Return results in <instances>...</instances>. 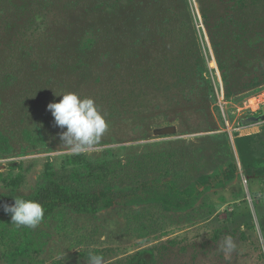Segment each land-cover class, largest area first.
<instances>
[{"label":"rangeland","instance_id":"374dc122","mask_svg":"<svg viewBox=\"0 0 264 264\" xmlns=\"http://www.w3.org/2000/svg\"><path fill=\"white\" fill-rule=\"evenodd\" d=\"M67 92L108 122L82 150L95 172L67 161L47 108ZM263 106L264 0H0V193L35 195L51 161L54 180L115 197L56 208L35 229L0 215V264H87L89 251L105 264H227L226 234L231 264H264V174L197 191L237 163L238 136L264 158V120L243 123Z\"/></svg>","mask_w":264,"mask_h":264},{"label":"clouds","instance_id":"9594fccd","mask_svg":"<svg viewBox=\"0 0 264 264\" xmlns=\"http://www.w3.org/2000/svg\"><path fill=\"white\" fill-rule=\"evenodd\" d=\"M59 95V94H58ZM57 127L66 129L60 133L61 143L74 154L99 143L108 130V122L91 97H81L75 92L62 93L59 102L47 105ZM0 209L11 215V224L17 228H37L45 217V207L40 202L23 197H14V203H0ZM227 264H231L238 245L232 235L226 234L218 244ZM87 264H105L104 258L89 251Z\"/></svg>","mask_w":264,"mask_h":264},{"label":"trees","instance_id":"16d2710c","mask_svg":"<svg viewBox=\"0 0 264 264\" xmlns=\"http://www.w3.org/2000/svg\"><path fill=\"white\" fill-rule=\"evenodd\" d=\"M235 146L238 155V161L236 164H231L222 174L216 178H212L202 183L197 188L198 192L202 189H206L219 182L230 180L236 177L239 173L243 172L247 175L264 174V158H258L254 156L250 146L248 136H238L235 139ZM67 161L74 165L85 166L91 171H97L100 168H104L103 164L94 163L91 161L89 155L84 152L80 154L68 155ZM52 162L49 161L46 165L47 182L40 186L38 191L33 196H23L25 199H33L44 205L46 211L45 216L51 214L56 208L66 207L71 208L78 212H95L100 207L106 208L111 206L115 202V197L112 195V191L105 188L82 190L72 184H65L52 178ZM78 167H76L77 169ZM16 182V179L12 180ZM168 183L179 193H184L178 186L173 184L171 180H167ZM150 183H144L141 185L142 189H147ZM14 197H18L14 194L0 193V203H14ZM5 212L0 209V215ZM136 256L132 259L134 262Z\"/></svg>","mask_w":264,"mask_h":264},{"label":"water","instance_id":"95a60500","mask_svg":"<svg viewBox=\"0 0 264 264\" xmlns=\"http://www.w3.org/2000/svg\"><path fill=\"white\" fill-rule=\"evenodd\" d=\"M262 114L260 116H251L248 117L247 119L243 120V123H253V122H258L260 120H264V106L262 107ZM177 128L176 126H166V127H162V128H157L155 130V134L157 135H168V134H174L176 133Z\"/></svg>","mask_w":264,"mask_h":264}]
</instances>
